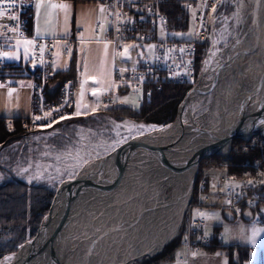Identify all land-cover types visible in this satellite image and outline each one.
I'll return each mask as SVG.
<instances>
[{"label":"rangeland","instance_id":"obj_1","mask_svg":"<svg viewBox=\"0 0 264 264\" xmlns=\"http://www.w3.org/2000/svg\"><path fill=\"white\" fill-rule=\"evenodd\" d=\"M222 1V6L219 9H208L204 14L208 23L207 25L205 24L206 32L203 34L204 36L202 38L204 44L202 57L199 62L200 64H198L197 68L198 62L196 57L194 65L196 72L194 79H197V82L200 74L203 73V66L206 65L208 60L210 62L214 61L212 66L216 67L218 61H222L226 58L231 42L240 36L246 29L253 16L252 10L254 7V0ZM203 3L204 0H193L186 11L188 28H176L175 32L177 35L193 38L197 37L199 31L197 11L200 7L202 8ZM80 10L85 12L84 20H86V24L90 23L91 14L96 10L95 6H90L89 3H86L78 6V11ZM44 16L48 18L49 22H52L55 29H61L58 33L65 34L67 32L70 21L67 0L51 2V4L44 9ZM159 29H161L160 26ZM158 33H160V31ZM144 46H146V53L152 56L155 51L153 43L148 42L145 43ZM254 51L248 53L246 57ZM140 55H144V53L142 52L139 56ZM137 56L138 54L135 52L134 59H136ZM214 94V85L198 93L193 102L185 104L182 115L183 120H190V116L186 114L189 105L194 117L204 113L212 102ZM105 96H110V105L116 103L137 106L142 99L143 89L130 86L127 87L126 90H121V87H116L112 82L111 74L109 75L107 73L106 65L104 67L100 66L94 75L91 77L88 76L87 79L85 78L82 87L75 88V113L73 106L72 114L43 127L22 126L20 123L24 130V134H22L21 137L14 138L7 144L0 145V184L8 180L24 181L29 185V192L33 190L30 188L32 185L43 184L52 189L55 195L56 189L60 183L64 179L74 176L89 160L105 156L136 135L149 132L158 126L160 128L162 127L163 124L161 123L145 122L144 120L134 119L129 116L116 118L107 112L97 113V110L105 108L101 103V100ZM77 112H79V115H77ZM82 115L88 116L86 118H80ZM73 117L78 118L70 120ZM14 126L12 128H14ZM242 140L244 139L237 137L232 141H236V148L231 150V153L227 156L230 157L228 159L233 160V158H236L238 155H247V153H249L250 142ZM224 158L219 155L202 157L200 160L202 165L200 167L199 163L192 197L188 203L189 205L192 202L188 212V219L190 217H201L206 222L211 221L213 224L214 228L212 230L210 244L205 245L198 251H190L188 247L183 244L181 239L183 223L187 214L186 208L182 224H180L176 234L180 236V242L165 258L158 259L162 264H170L177 259L179 261L183 260L188 262L192 253L193 258L191 264L228 263L229 248L225 249L222 245L229 246L231 244L227 243L229 242L227 238L225 239V243L222 241V225L215 224L216 221L222 219L220 215H217L220 214V210L229 213V211L221 205L224 200L223 196L216 192L219 187H223V184L217 179L219 173H225L226 171L224 169L230 166V160H223ZM213 172L215 174L211 175ZM140 210L141 208L139 206L134 209L137 213ZM50 213L51 210L46 215L44 214L39 222L41 223L45 216L48 221ZM233 215L237 214L234 213ZM241 217L244 218L243 216ZM237 221H239L240 224L235 225H239L240 230L235 229V232L244 236L245 242L249 247L248 258L244 260H238V252L237 249L234 248L233 253L237 264H253L254 261L258 264H264V224H257L252 219L246 220L245 218L244 220L237 219ZM4 222L5 223H0V261L11 253L16 252L25 241L36 235L42 228H37V230L32 233V231L28 229L29 227L24 228L23 223L10 220ZM223 229L224 231H228L229 234L230 229L228 226L223 227ZM253 230H259L255 243L251 241ZM218 245L219 247L216 249H211L213 246ZM176 256L178 257L177 259L170 261ZM150 257L149 255H144L140 259L134 260L132 264H139L141 261L149 259ZM151 263L152 260L145 264ZM171 264L184 263L177 262Z\"/></svg>","mask_w":264,"mask_h":264},{"label":"bare ground","instance_id":"obj_2","mask_svg":"<svg viewBox=\"0 0 264 264\" xmlns=\"http://www.w3.org/2000/svg\"><path fill=\"white\" fill-rule=\"evenodd\" d=\"M214 87V98L204 113L194 117L188 106L186 114L192 123L232 130L243 109L257 104L244 123H262L264 127V48L255 50L239 69L235 64L229 66ZM196 96L192 95L186 104ZM213 140L191 141L188 133L176 135L164 143L151 163V152L144 145L138 147V156L87 183L73 203L72 217L34 244L30 264H131L160 249L177 234L187 208L185 191L190 172L186 165L197 151L208 150ZM123 150L116 147L107 159L105 155L89 160L84 171L103 161L107 165L115 163ZM66 192L62 210L68 205L72 189ZM137 206L141 208L138 213L134 211ZM0 264H25L24 244Z\"/></svg>","mask_w":264,"mask_h":264},{"label":"built area","instance_id":"obj_3","mask_svg":"<svg viewBox=\"0 0 264 264\" xmlns=\"http://www.w3.org/2000/svg\"><path fill=\"white\" fill-rule=\"evenodd\" d=\"M39 1L41 0H0V67L8 62L1 53L13 47L14 41L27 38L34 40L31 57L34 63L31 66L33 69L31 72L33 75L32 111L29 114L0 115L5 117L4 123L9 128L14 126L15 117L19 118L22 126L43 127L59 121L61 117L69 116L74 106V90L83 85L80 71L76 69L73 75L62 81L54 96L48 93L56 76L53 63L57 44L62 42V53L70 55L78 40V29L71 26L63 36H47L32 31L31 27ZM74 1L71 0L72 3ZM100 1L107 22L104 39L113 43L116 49L128 46L138 54L130 65H113L112 82L116 87H140L146 94L160 87L164 81L194 80L198 44L203 40V34L206 32L205 24L208 23L204 14L208 9H219L223 2L222 0H204L202 8L200 7L197 11L198 35L193 38L176 34L175 24L164 9L169 0ZM192 2L193 0L183 2L184 12L188 10ZM182 15L181 12L178 13L179 17ZM101 25L102 20L99 19L95 28L99 29ZM148 42L154 45L153 57L146 53L144 44ZM142 52L144 55L139 56ZM220 61L217 63L219 64ZM223 61L224 59L220 65ZM213 63L214 61L209 60L206 62L195 86L207 83L206 80L215 75L218 64L213 67ZM20 68L21 75L30 72L24 65ZM101 103L104 106L110 105V96L103 97ZM242 139H244L242 141L250 142L249 153L238 155L233 160L228 159L230 157L227 156L231 150L236 148V141H234L227 153L221 154L223 158L225 157L223 160H230V166L224 169L225 173H219L217 179L223 187H219L216 192L223 196L221 205L230 213L252 219L257 224H264V212L260 208L264 206V136L256 133ZM214 174L213 172L211 175ZM191 205L192 202L187 207L181 240L190 251H198L210 244L214 227L212 223L206 222L201 217L188 219ZM151 264L162 263L158 259H153ZM253 264L258 263L254 261Z\"/></svg>","mask_w":264,"mask_h":264},{"label":"water","instance_id":"obj_4","mask_svg":"<svg viewBox=\"0 0 264 264\" xmlns=\"http://www.w3.org/2000/svg\"><path fill=\"white\" fill-rule=\"evenodd\" d=\"M252 13L253 16L250 23L248 24L246 29L240 34V36H238L231 42L227 56L216 71L213 78L209 82L201 86H195L190 90V92L182 99L179 105L178 113L173 121L162 125V130L156 133H141L125 141L122 145L118 146L121 149L124 148V150L122 151L120 157L116 159L115 163L107 165V162L103 161L99 164V166H96L89 171H84L83 166L81 170H79L74 176L66 178L60 183V185L56 189L52 201L51 213L47 223L38 231L36 235H34L23 243L25 253V264L31 263L30 251L33 248L34 244L38 241V239L44 234H46L51 228L65 224L67 220L72 217L71 211L73 203L80 194V192L83 190V188L87 185V183L90 181H96L101 179L103 176L110 174L113 171H116L119 167L132 160V158H134L135 156H138L139 154L135 151L138 147L144 145L145 148L151 152V155L149 157V159H151L160 148L164 147L163 145L167 140L173 138L176 135H183L188 133L190 134L191 141L206 138L214 139L212 146L208 150L197 151L186 165L185 169L190 172V178L186 182L185 191V195L187 196V204L189 203L192 197L193 187L195 179L197 177L199 163L202 157L214 154L227 153L232 141L237 137L248 138L256 133L262 134L264 136V127L261 126L262 123H258L255 125L251 124V121L250 123L249 121L248 123H244L248 113L252 112L253 109L257 107V104L243 109L240 118L234 126L235 129L232 130H226L223 128L216 127H205L203 125L194 124L190 120H183L182 116L184 106L187 100L192 95H196L204 91L206 88L215 85V83L223 76L225 70L229 66L235 64L236 67L239 69L241 65L251 55L250 54L248 57H246L248 53L254 50L261 51L264 48V0H254V7ZM150 142L154 143H151L150 145ZM107 158L108 154H106L104 159ZM151 161L152 159L150 160V163ZM70 188L72 189V194L70 195L67 207H64L62 210V207L60 206L62 205V203H65L67 196L66 191ZM260 208L264 212V206H261ZM169 240L171 239L169 238L157 251L144 255L153 256L154 254L161 251ZM141 257L142 256H140L138 259H140Z\"/></svg>","mask_w":264,"mask_h":264},{"label":"trees","instance_id":"obj_5","mask_svg":"<svg viewBox=\"0 0 264 264\" xmlns=\"http://www.w3.org/2000/svg\"><path fill=\"white\" fill-rule=\"evenodd\" d=\"M184 1L185 0H169L164 8L177 29L188 28L187 12L183 11ZM180 12L183 14L182 17L178 16V13ZM203 44L204 41H199L197 68L202 57ZM20 67V64L8 61L5 65L0 67V78H2V80H7L8 78L21 75L19 74V71H21ZM27 69H29L30 73L33 72L31 66L27 65ZM74 72V64H71L68 68L56 70L55 79L50 85L48 93L54 96L59 90V86L62 81L73 75ZM196 82L197 79L182 82L164 81L160 87L152 89L149 94L143 92L142 99L137 106L114 103L112 105L105 106V108H101L96 112H107L116 118L129 116L134 119L144 120L145 122H156L164 125L175 119L182 99L190 92L193 86H195ZM126 89L127 87H121V90ZM87 116L88 115H82L80 118H86ZM4 118V116H0V145L7 144L14 138L21 137V135L24 134V130L20 125L18 117H15L14 128H9L5 125ZM77 118L78 117H73L70 120H75ZM214 155L221 156V154ZM201 165L202 162H200V167ZM28 188L29 185L20 180H8L0 184V223H5L4 221L6 220L23 223L24 228L29 227L28 229L34 233L37 228L40 229L47 222L46 216L41 223L39 221L44 214L46 215L50 212L54 191L43 184L32 185L30 187L33 189L31 192L28 191ZM179 242L180 236L176 235L164 246L161 251L154 254L149 259L141 261L139 264L148 263L153 259L165 258L174 250ZM217 247H219V245L213 246L211 249L214 250ZM222 247H225V249L229 248L228 264H237L233 253L234 248L237 249L238 260L248 258L249 247L246 244L236 243L229 246L222 245Z\"/></svg>","mask_w":264,"mask_h":264},{"label":"crops","instance_id":"obj_6","mask_svg":"<svg viewBox=\"0 0 264 264\" xmlns=\"http://www.w3.org/2000/svg\"><path fill=\"white\" fill-rule=\"evenodd\" d=\"M57 0H41L38 2L36 17L32 23V31L41 35H65L58 33L61 29H55L52 22L44 16V9ZM69 7V24L68 30L71 26L78 29V40L70 55H64L61 51L62 42H58L57 51L54 56L53 66L56 70L68 68L74 64L75 70L80 71L83 79L91 77L100 66L106 65L107 73L112 78V69L114 64L130 65L134 60V52L128 46H122L121 49H116L113 43L104 39L107 30V22L105 21V13L100 0H67ZM89 3L90 6H95V12L91 14V22L86 24L84 20L85 12L78 11V6ZM102 20V25L99 29L95 28L97 20ZM67 30V31H68ZM57 32V33H56ZM84 42V43H81ZM94 42V43H93ZM34 40L31 38L18 39L14 41L13 47L6 49L1 54L6 57L7 61L18 63L20 65L32 66L34 63L31 59ZM82 44V45H81ZM89 47V51H88ZM89 54V55H88ZM82 85V86H83ZM81 86V87H82ZM144 92V91H143ZM33 107V75L28 72L16 77L8 78L0 82V115L16 113V114H29ZM99 107V106H98ZM96 107V108H98ZM75 113V101H74ZM221 220L215 224L222 225V238L225 243L227 238L228 244H246L244 236L235 232V229L240 230V224L237 219L244 220L240 215H233L230 212L220 210ZM247 220V219H246ZM234 221V222H233ZM211 223V221H209ZM213 222V221H212ZM238 222V223H237ZM214 223V222H213ZM228 226L230 231H224L223 227ZM264 247V246H263ZM264 255V252H263ZM193 253L189 257V261L178 260L177 256L171 263L181 262L184 264H191ZM170 263V264H171ZM228 264V263H227Z\"/></svg>","mask_w":264,"mask_h":264},{"label":"snow or ice","instance_id":"obj_7","mask_svg":"<svg viewBox=\"0 0 264 264\" xmlns=\"http://www.w3.org/2000/svg\"><path fill=\"white\" fill-rule=\"evenodd\" d=\"M66 7V6H65ZM77 115H79V112H77ZM63 119V117H61ZM258 231L259 230H253V233H252V237H251V241L252 243H255L256 242V236L258 234Z\"/></svg>","mask_w":264,"mask_h":264}]
</instances>
